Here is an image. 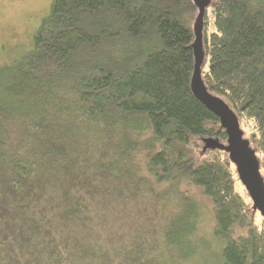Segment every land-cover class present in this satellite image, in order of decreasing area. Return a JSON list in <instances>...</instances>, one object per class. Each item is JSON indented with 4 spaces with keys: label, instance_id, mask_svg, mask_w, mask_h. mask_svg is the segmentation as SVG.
<instances>
[{
    "label": "trees",
    "instance_id": "16d2710c",
    "mask_svg": "<svg viewBox=\"0 0 264 264\" xmlns=\"http://www.w3.org/2000/svg\"><path fill=\"white\" fill-rule=\"evenodd\" d=\"M198 11L51 0L0 62V264H264V216L205 148L228 135L191 86ZM202 48L264 176V0H210Z\"/></svg>",
    "mask_w": 264,
    "mask_h": 264
},
{
    "label": "water",
    "instance_id": "95a60500",
    "mask_svg": "<svg viewBox=\"0 0 264 264\" xmlns=\"http://www.w3.org/2000/svg\"><path fill=\"white\" fill-rule=\"evenodd\" d=\"M199 11L193 24L195 40L193 42L195 54V67L191 86L194 94L204 102L221 121L228 135L227 142L216 138L205 139V148H219L227 151L231 160L238 169L241 182L247 189L254 209L264 216V176L260 171V162L255 150L251 147L249 139L244 137V130L240 121L230 106L219 96L210 93L202 79V64L204 51L202 48V28L206 7L210 0H193Z\"/></svg>",
    "mask_w": 264,
    "mask_h": 264
},
{
    "label": "rangeland",
    "instance_id": "374dc122",
    "mask_svg": "<svg viewBox=\"0 0 264 264\" xmlns=\"http://www.w3.org/2000/svg\"><path fill=\"white\" fill-rule=\"evenodd\" d=\"M50 1L0 0V62L11 60L30 46L42 17L48 12ZM247 126L249 128L250 124L247 123ZM237 187L244 191L241 183H238ZM173 258L180 264L188 259L181 253L175 254ZM215 263L218 262L212 255L208 257L196 255L194 261V264Z\"/></svg>",
    "mask_w": 264,
    "mask_h": 264
}]
</instances>
